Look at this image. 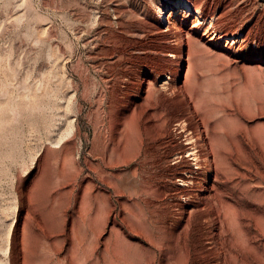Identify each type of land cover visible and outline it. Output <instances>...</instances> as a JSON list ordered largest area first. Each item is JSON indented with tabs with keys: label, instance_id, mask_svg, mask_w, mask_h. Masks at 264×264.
Wrapping results in <instances>:
<instances>
[{
	"label": "rangeland",
	"instance_id": "rangeland-1",
	"mask_svg": "<svg viewBox=\"0 0 264 264\" xmlns=\"http://www.w3.org/2000/svg\"><path fill=\"white\" fill-rule=\"evenodd\" d=\"M188 1L0 0L4 264H264V0Z\"/></svg>",
	"mask_w": 264,
	"mask_h": 264
},
{
	"label": "bare ground",
	"instance_id": "bare-ground-1",
	"mask_svg": "<svg viewBox=\"0 0 264 264\" xmlns=\"http://www.w3.org/2000/svg\"><path fill=\"white\" fill-rule=\"evenodd\" d=\"M156 8H157V16L159 17V19L162 22H165L167 20L166 8H169L171 10L170 15H177V13H181V12L187 13L188 11H194L191 3L188 0H165V1L157 0ZM195 13L197 14V16H199L200 11L195 10ZM210 21H211V19H210ZM10 65L11 66H8V70H7L8 74L10 76H14L16 74L15 73L16 68L13 67L14 64H10ZM162 80H163V82L160 85H162L163 87L167 83H169L168 79H166V80L162 79ZM21 87H23L24 91L26 90L27 92H24L22 94H16V96H12L10 94V89H9V86L7 84H5V86H0V127L2 126V123L8 117L14 118L23 110L24 107H26V109H29L31 111L32 110L36 111L37 109L41 108V106L37 102L38 97L36 95H32V93L29 92V89L26 87L25 84H22ZM49 124H51V122L47 123L46 125H49ZM62 138H63V136L61 135L57 138V140H52L51 142L58 144ZM192 138H193L192 136H189L186 138V140H190V139L192 140ZM193 142H194L193 140L190 142L191 145L188 146L189 149L186 150V153H188L190 156L192 155V159H194V161H196L197 155L195 153V145ZM180 182L186 183V180L181 179ZM0 264H4V263L2 261H0Z\"/></svg>",
	"mask_w": 264,
	"mask_h": 264
}]
</instances>
